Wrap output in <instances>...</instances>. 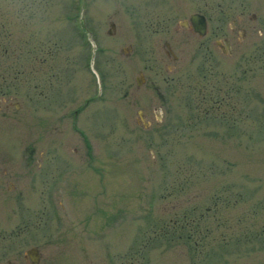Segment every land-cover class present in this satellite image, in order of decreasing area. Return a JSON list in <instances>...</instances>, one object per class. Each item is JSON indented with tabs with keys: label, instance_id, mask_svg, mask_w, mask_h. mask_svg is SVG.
Wrapping results in <instances>:
<instances>
[{
	"label": "rangeland",
	"instance_id": "obj_1",
	"mask_svg": "<svg viewBox=\"0 0 264 264\" xmlns=\"http://www.w3.org/2000/svg\"><path fill=\"white\" fill-rule=\"evenodd\" d=\"M173 223L191 237H154ZM33 246L264 264V0H0V264Z\"/></svg>",
	"mask_w": 264,
	"mask_h": 264
},
{
	"label": "flooded vegetation",
	"instance_id": "obj_2",
	"mask_svg": "<svg viewBox=\"0 0 264 264\" xmlns=\"http://www.w3.org/2000/svg\"><path fill=\"white\" fill-rule=\"evenodd\" d=\"M195 12H199V11H195ZM199 13H202V12H199ZM202 14H203V13H202ZM189 15H190V14H189ZM189 15H188V16H189ZM203 15H204V14H203ZM204 17H205V31H206V16L204 15ZM183 22H184V24H183ZM178 23H179L180 26H182V27H183V26H186V27L192 29L194 32L197 33V31L193 29V26H192L191 22L189 21L188 17H187V19L183 18V19L179 20ZM233 28H234L233 25H231L230 30H232ZM205 31H204V32H205ZM83 32H84V34H85V36H86V40H87L89 43L91 42V40H94L95 43L97 42V44H98V40H97V37L95 36L94 30H93V29L87 24L86 21L83 22ZM242 32H244V30H242ZM91 38H92V39H91ZM220 41H221V39H216V40H215L216 43H218V44H220V45L222 46V44H221ZM222 41L224 42V46H225V42H226V43L228 44V46H229V49L231 50L230 45H229V38H228L227 36L224 35V36H222ZM165 43H166V45H167L166 52L169 54V53L172 52V51H171V49H170L169 46H168V42L165 41ZM98 46H99V44H98ZM98 46H97V47H98ZM225 47H226V46H225ZM225 47L222 46V48H225ZM173 55H174V54H173ZM93 57H94V56H93ZM96 68H97V67H96ZM90 70H91V69H90ZM91 71H92V70H91ZM97 72H98V77H99V78L102 77L101 71H100V70H97ZM143 79H144V78H143V76H142V74H141V71H140V77L136 78V81L139 83V82H141ZM76 112H77L76 109L72 111V114L74 115V117H75V115H76ZM34 248H36V247L34 246ZM36 249H37V248H36ZM37 254H38V260H37V263H38L39 259L41 258V257H40V253H39L38 250H37ZM24 258H25V260L28 262V264H37V263H33V262H32V260L30 259L29 255H28L27 253L24 254ZM8 264H10V263L8 262Z\"/></svg>",
	"mask_w": 264,
	"mask_h": 264
},
{
	"label": "water",
	"instance_id": "obj_3",
	"mask_svg": "<svg viewBox=\"0 0 264 264\" xmlns=\"http://www.w3.org/2000/svg\"><path fill=\"white\" fill-rule=\"evenodd\" d=\"M189 21L191 22L193 29L196 30L199 34L204 33L205 31V17L202 13L192 12L188 16ZM184 24V22H183ZM226 50L230 52L228 44L225 42ZM138 116L141 120V123L145 125L144 116L142 110H137ZM157 114V113H156ZM26 253L29 255L33 263H37L38 254L37 249L33 247L26 250Z\"/></svg>",
	"mask_w": 264,
	"mask_h": 264
},
{
	"label": "trees",
	"instance_id": "obj_4",
	"mask_svg": "<svg viewBox=\"0 0 264 264\" xmlns=\"http://www.w3.org/2000/svg\"><path fill=\"white\" fill-rule=\"evenodd\" d=\"M183 213H186V212H183ZM182 226H184V224H179V223H173L171 225V227L169 226H165V225H162L160 227L159 230H155L154 229L152 230L153 232V235L154 237H161V236H164V237H167V238H173L174 236L176 237H180L182 236L183 234L186 236V237H191L192 234H190L189 231H186L185 233H182V232H176L175 230L178 229V228H182ZM176 233V235L174 234ZM197 242V240H193V244H195Z\"/></svg>",
	"mask_w": 264,
	"mask_h": 264
}]
</instances>
